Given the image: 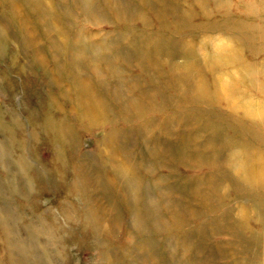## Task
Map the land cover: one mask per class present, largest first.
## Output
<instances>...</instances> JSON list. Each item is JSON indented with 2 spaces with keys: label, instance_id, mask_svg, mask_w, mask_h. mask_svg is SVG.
<instances>
[{
  "label": "rangeland",
  "instance_id": "374dc122",
  "mask_svg": "<svg viewBox=\"0 0 264 264\" xmlns=\"http://www.w3.org/2000/svg\"><path fill=\"white\" fill-rule=\"evenodd\" d=\"M253 1L0 0V230L23 245L14 259L264 264V186L236 170L248 151L264 168V126L241 135L243 109L201 88L210 53L264 65V37L254 55L238 40L264 35ZM232 63L222 80L264 93L262 72Z\"/></svg>",
  "mask_w": 264,
  "mask_h": 264
},
{
  "label": "bare ground",
  "instance_id": "6f19581e",
  "mask_svg": "<svg viewBox=\"0 0 264 264\" xmlns=\"http://www.w3.org/2000/svg\"><path fill=\"white\" fill-rule=\"evenodd\" d=\"M247 9H259L262 13H259V18L264 21V0H254L253 2H249L246 4ZM12 16L14 19L18 20V15L14 11L12 12ZM249 21L253 22L252 19ZM250 23V22H249ZM258 37H264V35L261 34V32H256L254 36L252 37H245L242 35L238 36V40L245 44L247 46V52L250 54H255V48H253L254 40ZM6 39L5 35L2 34L0 37V48L3 47V41ZM262 50H264V44L262 47ZM219 51V50H218ZM231 52L228 53L227 49H223L222 53H210L208 55L209 61L206 66V68L210 71V75L213 77L212 81L209 83L208 81H205L203 84H201L202 91L204 95L208 98L209 101H226L227 104H229L232 108H242L244 111V117L237 118L238 123L234 122L231 127L238 131L241 135L251 133L256 134L259 131V128L261 126H264V93H261L259 97L253 96L250 94V91L253 89L261 90L260 88L262 85L260 84L259 80H250L249 84L252 87V89H248L247 87H241V88H234L231 84L228 82L222 80V78L219 76V71H222L224 65H231L232 62L235 59H241V64L238 70L240 69V73L242 74L245 72L248 75H255L257 73L264 74V65L261 64L258 66L257 63H249L248 61L244 60L243 57H234V55H229ZM229 55V56H226ZM227 58H226V57ZM235 58V59H234ZM189 72H191V69L186 67ZM187 71V70H186ZM187 71V72H188ZM85 95V94H83ZM80 102L82 105V110L85 108V112L89 113V115H95V111L97 113V118H104L105 116L102 113V110H98L95 108V106L92 104L89 99L85 98L81 95ZM86 106V107H85ZM92 112V114H90ZM246 116L250 117L251 119H260L262 124H254L253 122L249 124V122L246 120ZM99 119V120H100ZM216 129L218 131H221L223 128V121L217 123ZM53 128V124L51 125V129ZM56 130V127H54ZM52 132V131H51ZM241 160L236 164V170L238 172V177L246 184L253 183L256 188H261L264 186V174H263V165L261 162H258L252 155L251 152H246L244 155L241 156ZM21 160H23L21 158ZM25 166L24 164H20L19 169H23ZM137 222L139 224H142V220L140 218V215L137 218ZM3 220H6L3 219ZM1 221L4 223V221ZM8 225V223L6 222ZM42 225V222L39 223ZM9 226V225H8ZM3 229V233L1 235V230ZM0 230V239L3 242V247L0 246V253H6L7 259L9 260L10 264H21L16 259L13 258L14 253L18 251V255H20V252H22L24 249L22 244L18 243V241H15V238H12L13 233H11V236L9 234V229L7 230L4 226H1ZM24 260V259H23ZM4 262V260H3ZM1 261V264L3 263Z\"/></svg>",
  "mask_w": 264,
  "mask_h": 264
}]
</instances>
